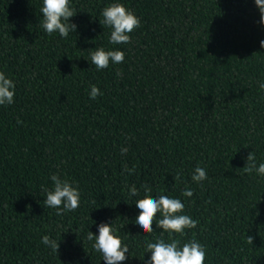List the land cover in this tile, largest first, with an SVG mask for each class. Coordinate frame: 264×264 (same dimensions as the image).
Listing matches in <instances>:
<instances>
[{
  "label": "trees",
  "instance_id": "trees-1",
  "mask_svg": "<svg viewBox=\"0 0 264 264\" xmlns=\"http://www.w3.org/2000/svg\"><path fill=\"white\" fill-rule=\"evenodd\" d=\"M113 2L72 0L78 27L64 39L40 27L42 0H0V71L16 83L15 102L0 107V264H103L87 239L101 222L128 244L126 264H144L146 242L169 236L159 213L154 232L135 225L141 185L185 204L197 226L173 238L204 245V264H264V178L245 171L251 151L264 162L254 0H119L141 21L120 45L100 15ZM99 47L124 62L98 71L87 59ZM91 85L104 94L90 99ZM197 166L202 183L191 179ZM54 173L78 185L74 212L43 204Z\"/></svg>",
  "mask_w": 264,
  "mask_h": 264
},
{
  "label": "clouds",
  "instance_id": "clouds-1",
  "mask_svg": "<svg viewBox=\"0 0 264 264\" xmlns=\"http://www.w3.org/2000/svg\"><path fill=\"white\" fill-rule=\"evenodd\" d=\"M254 3L260 13L259 24L264 27V0H254ZM71 4L72 0H42V6L39 9L42 14L39 25L44 33L50 36L58 34L61 38L67 39L70 33L77 31L78 26L70 20L76 14ZM100 15L103 18L102 24L110 29L108 39L112 45L129 44L130 34L139 28L141 23L140 18L119 0L104 7ZM260 46L264 48V39L260 40ZM94 49L87 60H90L91 65H94L98 71L108 68L110 64H121L125 60V54L120 49L105 50L104 47ZM259 87L264 89V82H260ZM15 94V80L0 71V107L12 105L15 102ZM103 94L96 85L90 86L88 92L90 99L95 100ZM120 151L122 155H125L128 147H122ZM245 171L249 174L255 172L257 177L264 178V162L257 163L253 151L246 157ZM191 179L195 183H202L208 179L207 170L200 166L195 167ZM50 180L52 188L42 187L41 189L42 197H44L43 204L47 208L54 209L58 216L74 212L81 201L78 185L55 173L50 176ZM141 188L144 190V198L134 203L138 213L134 221L135 225L143 234L148 235L154 232L153 221L159 213V218L155 219L156 227L169 236V241L164 239L155 242L147 241L145 253H150V256L145 259L144 253L141 261H144V264H204L206 258L204 245L196 240L181 243L179 239L173 238L175 234L183 236L186 230L197 226L196 220L184 214L185 204L181 199L167 195L153 198L150 195L151 189L147 185H141ZM128 191L132 197L138 195L135 185H132ZM182 195L191 198L193 190L185 186ZM117 231L112 222L99 223L96 234L88 231L87 239L92 242V248L101 255L103 264H126L130 258V248L128 244L122 243ZM248 240L252 243L250 236ZM41 243L53 252L58 251L59 242L48 234L42 236Z\"/></svg>",
  "mask_w": 264,
  "mask_h": 264
}]
</instances>
